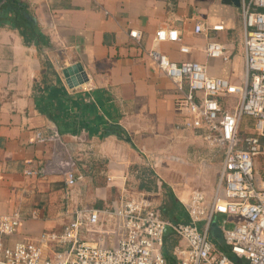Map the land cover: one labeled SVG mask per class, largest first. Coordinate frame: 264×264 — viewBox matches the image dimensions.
Wrapping results in <instances>:
<instances>
[{"label": "crops", "instance_id": "obj_1", "mask_svg": "<svg viewBox=\"0 0 264 264\" xmlns=\"http://www.w3.org/2000/svg\"><path fill=\"white\" fill-rule=\"evenodd\" d=\"M17 1L37 30L26 43L0 15V215L23 217L18 233L3 239L6 245L60 232L79 210L112 209L128 192L131 169L144 166L155 172L149 181L163 199L173 193L174 208L187 213L192 189L204 178L200 165L220 153L207 145L203 131L178 128L185 119L181 95L149 53L198 62L211 77L243 85L242 9L249 0L239 6L224 0ZM217 26L223 29L212 30ZM163 29L176 30L181 43H158ZM211 41L224 46L228 61L207 55ZM182 46L190 53L182 54ZM78 65L85 75L67 79L64 73ZM80 79L84 83L74 87ZM235 101L228 100V110ZM49 165L52 173L25 175ZM71 166L77 182L69 188L63 172ZM144 182L134 195L151 199ZM218 186L219 176L216 191ZM200 187L195 191L214 197L216 191L207 195L212 188ZM99 239L108 247L115 243L108 236L93 241Z\"/></svg>", "mask_w": 264, "mask_h": 264}, {"label": "built area", "instance_id": "obj_2", "mask_svg": "<svg viewBox=\"0 0 264 264\" xmlns=\"http://www.w3.org/2000/svg\"><path fill=\"white\" fill-rule=\"evenodd\" d=\"M242 11L246 63L241 86L211 77L198 62L176 63L159 51L149 53L155 67L176 84L181 95L185 119L178 128L203 131L207 145L222 155L214 197L208 200L194 191L186 209L189 222L183 224L165 218L144 194L132 195L112 209L79 210L62 231L44 232L36 241L13 246L3 239L18 233L23 217L19 212L0 215V264H169L163 253L167 231L181 241L172 248L173 264H264V171L257 169L264 163V0H249ZM195 31L203 32L200 26ZM130 36L140 43L137 32ZM155 40L182 41L174 29L159 31ZM180 52L186 55L190 49L182 46ZM206 53L212 59L229 60L224 46L216 42L207 44ZM230 98L236 101L228 110ZM54 169L49 165L25 175L48 174ZM63 175L67 187H74L77 178L72 166ZM219 217L225 219L222 227L217 226L221 247L211 239ZM100 236L114 237V245L93 241Z\"/></svg>", "mask_w": 264, "mask_h": 264}, {"label": "trees", "instance_id": "obj_3", "mask_svg": "<svg viewBox=\"0 0 264 264\" xmlns=\"http://www.w3.org/2000/svg\"><path fill=\"white\" fill-rule=\"evenodd\" d=\"M0 4L2 5L1 8L4 7L0 15L3 13L5 14L3 18L6 21H9L11 25L19 31L26 43L31 41V38L36 32L37 27L25 6L19 3L17 0H0ZM118 131L117 135L123 138L122 131ZM261 166H263V168L260 169L262 173L264 171V163H262ZM176 205H178V203L173 193L167 192L163 199L162 209L160 208L163 216L174 223L187 224L189 222L188 214L183 212V210L178 211L176 208H174ZM176 244L177 242L174 237H166V244L164 246L163 253L169 264L174 263L172 260L171 251Z\"/></svg>", "mask_w": 264, "mask_h": 264}, {"label": "rangeland", "instance_id": "obj_4", "mask_svg": "<svg viewBox=\"0 0 264 264\" xmlns=\"http://www.w3.org/2000/svg\"><path fill=\"white\" fill-rule=\"evenodd\" d=\"M200 166L203 168V177L204 178L197 185V187H195L192 190L193 191L198 190L199 188H201L200 187L201 184L203 187L212 188L211 194H209L207 192V190L204 191L205 193H208L207 194L209 196L208 198H211L212 195L215 193L216 186L218 184V176H219V173L222 169V158H221L220 154L214 152L213 156L210 158L209 164L207 166H204V165H200ZM143 168H145V169H138V170L137 169H131L129 179H132V180H131V182L128 183V186H127L128 192H125V196H123V198L130 197V196L134 195L136 192L140 191L139 187H140L141 183L143 181H145L144 183H147V185H146L147 189L150 188V190H151V191H149L151 200L156 204H159V205L163 204V202H162L163 201V196H162L163 191H159V190L155 189V186H153L151 184V182L149 181L151 179H155V177H156L155 172L149 166L148 167L144 166ZM261 168H263V166H261V165L257 166L258 170H260ZM156 170L157 171L160 170V167H157ZM150 171H151V173H150ZM153 175L155 176L154 178H153ZM197 176H199V173L197 174ZM213 187H214V189H213ZM147 189H145V190L147 191ZM141 192H142V190H141ZM228 220L233 222L232 219H228ZM224 221H225V219H223V217H220L214 221V224L222 227L224 225ZM227 227L230 229V228H232V225H228ZM174 239L176 240L177 243L181 242L180 239H178V238H174ZM219 246L221 247V245H219Z\"/></svg>", "mask_w": 264, "mask_h": 264}, {"label": "water", "instance_id": "obj_5", "mask_svg": "<svg viewBox=\"0 0 264 264\" xmlns=\"http://www.w3.org/2000/svg\"><path fill=\"white\" fill-rule=\"evenodd\" d=\"M224 1L226 3L228 2L229 4H235L236 6L240 5V0H224ZM64 74H65V77L69 80H71L70 78H71V76H73V74H80L79 76H82V77L85 75V73H84V71L80 65L73 67L72 69H69ZM83 83H84V80L80 79L79 81L74 83V87H78L79 85H82ZM213 226H214V231L212 234V238L215 240V242L221 244L222 243L221 232L218 229L216 224H214ZM170 233H171V231H167L166 235H169Z\"/></svg>", "mask_w": 264, "mask_h": 264}]
</instances>
